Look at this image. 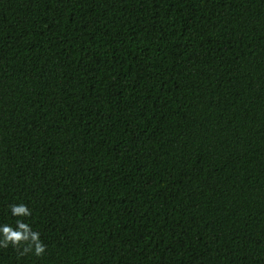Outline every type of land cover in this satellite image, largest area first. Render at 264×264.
I'll use <instances>...</instances> for the list:
<instances>
[{"label":"trees","instance_id":"trees-1","mask_svg":"<svg viewBox=\"0 0 264 264\" xmlns=\"http://www.w3.org/2000/svg\"><path fill=\"white\" fill-rule=\"evenodd\" d=\"M16 219L0 264H264V0H0Z\"/></svg>","mask_w":264,"mask_h":264},{"label":"clouds","instance_id":"clouds-1","mask_svg":"<svg viewBox=\"0 0 264 264\" xmlns=\"http://www.w3.org/2000/svg\"><path fill=\"white\" fill-rule=\"evenodd\" d=\"M10 213L13 217H27L30 210L24 204H12ZM38 237V232L33 231L30 225L21 219H16L15 226L8 223L0 224V247L6 248L11 244L19 248L23 244L21 255L31 252L35 256H41L45 253V246Z\"/></svg>","mask_w":264,"mask_h":264}]
</instances>
